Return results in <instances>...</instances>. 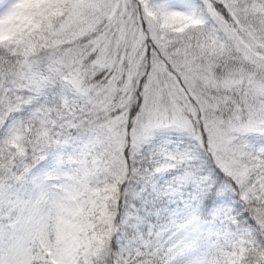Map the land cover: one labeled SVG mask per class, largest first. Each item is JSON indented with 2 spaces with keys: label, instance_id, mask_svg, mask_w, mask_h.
Here are the masks:
<instances>
[{
  "label": "snow or ice",
  "instance_id": "snow-or-ice-1",
  "mask_svg": "<svg viewBox=\"0 0 264 264\" xmlns=\"http://www.w3.org/2000/svg\"><path fill=\"white\" fill-rule=\"evenodd\" d=\"M0 264H264V0H0Z\"/></svg>",
  "mask_w": 264,
  "mask_h": 264
}]
</instances>
